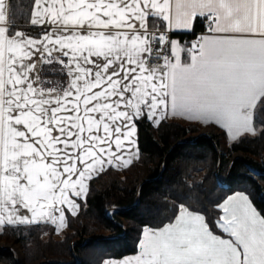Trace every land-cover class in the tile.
I'll return each mask as SVG.
<instances>
[{
  "label": "snow or ice",
  "instance_id": "1",
  "mask_svg": "<svg viewBox=\"0 0 264 264\" xmlns=\"http://www.w3.org/2000/svg\"><path fill=\"white\" fill-rule=\"evenodd\" d=\"M31 6L18 27L17 6L0 0V227L40 220L65 226V205L76 214L94 177L106 166L130 165L133 151L138 157L139 121L159 124L171 113L214 120L234 140L257 132L264 0ZM198 16L205 32L194 41L173 39V29L195 36ZM45 65L67 81L48 78ZM217 207L213 227L180 204L168 223L144 228L139 254L123 264H264V216L243 193Z\"/></svg>",
  "mask_w": 264,
  "mask_h": 264
},
{
  "label": "trees",
  "instance_id": "2",
  "mask_svg": "<svg viewBox=\"0 0 264 264\" xmlns=\"http://www.w3.org/2000/svg\"><path fill=\"white\" fill-rule=\"evenodd\" d=\"M10 2L17 6L12 15L22 27L33 10L31 0ZM19 6H23L22 15ZM203 21L196 19V35L204 31ZM31 31L37 34V29ZM174 36L182 41L195 37L192 33ZM44 68L48 78L67 81L63 73L47 70V65ZM256 122L260 126L264 122V110L257 112ZM198 130L197 124L163 121L155 126L150 120L139 121L138 159L122 170L107 168L92 179L79 212L66 211L63 239L43 237L55 230L48 223L7 225L0 238L7 236L22 246L26 264H102L136 254L144 228L168 223L178 214L180 204L203 214L215 227L222 211L217 205L243 192L264 216V127L258 135H245L226 146L224 153L223 133L198 135ZM236 153L241 156L232 163ZM0 262L18 264L14 253L4 247H0Z\"/></svg>",
  "mask_w": 264,
  "mask_h": 264
},
{
  "label": "rangeland",
  "instance_id": "3",
  "mask_svg": "<svg viewBox=\"0 0 264 264\" xmlns=\"http://www.w3.org/2000/svg\"><path fill=\"white\" fill-rule=\"evenodd\" d=\"M164 121H177V122L182 123L184 125L197 124L199 126L198 135H208V134H211V133L220 135V134L223 133L224 136H223V139H222L223 142H222V147H221V150H222L223 153L226 152L225 151L226 146L231 145V143L236 142V140H240L241 137H243L245 135H248V136L249 135L250 136L258 135V133L262 130V127L260 125H258L257 122H256V127H257L258 130H257V132L255 134H251V133L245 134V135H242V136H240V137H238L237 139L234 140V139L228 137V135L226 134L225 130H223V128H221L219 126V124L216 123L215 121H207V122H205V121H184V120L182 121V120H178V119H175V118L174 119L164 120ZM161 122H163V121H160V123ZM131 154L133 156V162H134V160L137 157V154H136L135 151H133ZM240 156H241L240 153L233 154V156L231 157V162L233 163L234 160L236 158L240 157ZM138 157H139V155H138ZM107 168L108 167L106 166V169ZM124 168H126V167H117L116 169L122 170ZM252 177L256 178L257 177L256 173H252ZM65 207H67V206H65ZM76 214H74V215H76ZM41 221H44V220H41ZM42 224H47V223L46 222H42ZM66 233H67V216L65 214V226H63L59 230H57L55 228L54 232L53 231H48V232H46L44 234L43 237L45 238V237H48V236H53L55 239H58V240L60 239L61 240V239H63L65 237ZM0 247H4L5 249H10L14 253V255L16 256L18 264H26V257H25L26 253H25L24 249L22 248V246L12 242L7 236H2V238H0ZM3 263L0 262V264H3Z\"/></svg>",
  "mask_w": 264,
  "mask_h": 264
},
{
  "label": "crops",
  "instance_id": "4",
  "mask_svg": "<svg viewBox=\"0 0 264 264\" xmlns=\"http://www.w3.org/2000/svg\"><path fill=\"white\" fill-rule=\"evenodd\" d=\"M172 2H173V4L175 3V0H172ZM197 18H199V16L197 17ZM174 33H177V34H188V33H192V30H185V29H173L172 30ZM206 31V28L204 29V31H202V32H205ZM202 32H200V33H198L194 38H192L193 40H195L197 37H199V35L202 33ZM173 39H176V40H180V38L178 37V36H173ZM182 41V40H181ZM65 59H67V58H65ZM258 106H259V103L257 104V108H258ZM178 119V120H184V121H204V120H197V119H194V118H190L189 116H187V115H177V116H175V117H173L172 115H171V113H169V115H168V117H167V119H164V120H168V119ZM164 120H161V121H164ZM209 121H214V120H209ZM153 125H155V126H157L158 124H155V123H153V122H151ZM219 126L221 127V128H223L222 127V125H220L219 124ZM223 130H225V132H226V134L228 135V133H227V129H225V128H223ZM242 135H245V134H242ZM241 135V136H242ZM228 137H230L229 135H228ZM231 138V137H230ZM139 155V154H138ZM137 158L138 157H136V159L134 160V161H136L137 160ZM113 167H115V166H113ZM115 168H117V167H115ZM236 193H243V192H235L234 194H236ZM234 194H232V195H234ZM243 194H245L247 197H248V199H249V201H250V203L252 204V206L254 207V208H256L255 207V205L253 204V202H252V200H251V198L249 197V195H247L246 193H243ZM232 195H230V196H232ZM81 199H83V198H81ZM66 206V205H65ZM65 209H66V211L68 210L67 209V207H65ZM256 210H257V208H256ZM23 211H25V212H27V210H23ZM70 211V210H69ZM79 211V210H78ZM77 211V212H78ZM258 211V210H257ZM71 212V211H70ZM258 213H260L259 211H258ZM27 214L30 216V212H27ZM203 215V214H202ZM42 222H46V223H49V224H51V225H53L50 221H46V220H44V221H38V222H32V223H20V222H17L16 224H12V225H24V224H42ZM5 226H7V224L5 225ZM56 229H57V225H53ZM4 227V226H3ZM148 228H151V227H148ZM1 229H2V227H0V232H1ZM152 229H155V228H152ZM221 231V230H220ZM143 233V232H142ZM221 233V232H220ZM219 234V233H218ZM224 235H227V234H224ZM141 239H142V236H141ZM141 241V240H140ZM140 244V243H139ZM139 252H140V247L138 246V252L136 253V254H134V255H130V256H127V257H124V258H122V259H107V260H105L102 264H123V261L124 260H132V259H134L138 254H139Z\"/></svg>",
  "mask_w": 264,
  "mask_h": 264
}]
</instances>
